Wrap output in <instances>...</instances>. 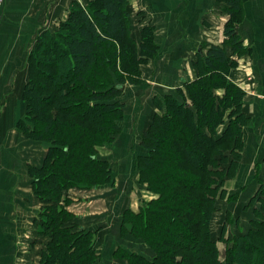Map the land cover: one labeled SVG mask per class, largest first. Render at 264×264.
I'll return each instance as SVG.
<instances>
[{"label": "trees", "instance_id": "trees-1", "mask_svg": "<svg viewBox=\"0 0 264 264\" xmlns=\"http://www.w3.org/2000/svg\"><path fill=\"white\" fill-rule=\"evenodd\" d=\"M128 1L92 0L90 7L73 1L60 30L43 32L30 56V79L23 98L28 101L27 117L33 124H27L26 119L22 124L34 127V134L49 143L43 165L33 167L32 174L37 195L48 203L41 210L40 230L51 233L55 229L40 264H95L98 259L92 230L79 226L74 216V222H69L78 225L74 236L67 231L70 226L66 221L61 226L55 223L63 213L59 200L66 188H97L113 179L112 164L98 156L97 147L115 141L121 131L119 121L125 105L119 98L121 86L127 81L134 85L143 81L137 67L139 48L129 31ZM229 3L236 8L230 9L231 13L239 11L238 0ZM224 34L233 53L247 52L233 23L226 25ZM42 46L47 60L36 54ZM56 47L62 53V64L47 56ZM230 57L224 46L211 45L205 54L207 71L190 82L189 96L168 99L165 112H156L144 131L143 153L137 161L140 180L160 197L131 214L129 220L133 232L152 247L154 255L149 258L121 247L129 257L128 264H222L210 223L216 191L224 181L221 162L227 159L226 152L232 145L233 151L242 147L234 135L239 134L243 142L246 125L239 123L238 131L233 123L227 127H233L231 131L226 129L217 135L224 113L236 112L238 116H233L232 122H239L241 114L233 105L245 104V92L232 82H228V95L214 97V88L224 87ZM49 64L56 65L58 72H44L42 65ZM214 69L219 72L214 74ZM127 71L129 76L124 74ZM39 75L44 79L39 81ZM47 88L54 91L50 97L39 92ZM187 97L191 103L185 101ZM48 104L56 108L55 114L46 108ZM33 113L41 114L36 118ZM167 134L171 135L164 146ZM163 158L171 162L160 172L157 165ZM250 244L245 237L233 249L238 263L243 258L244 262L249 260L246 252L252 250ZM257 251V264H264V250Z\"/></svg>", "mask_w": 264, "mask_h": 264}, {"label": "rangeland", "instance_id": "rangeland-1", "mask_svg": "<svg viewBox=\"0 0 264 264\" xmlns=\"http://www.w3.org/2000/svg\"><path fill=\"white\" fill-rule=\"evenodd\" d=\"M73 1L75 0L69 2L67 8L68 11L73 4ZM77 1L88 7H90L92 4V0ZM246 1L248 0H238V5L240 7L238 6L239 11H236L235 13H231L229 11L230 9H236L229 3V0L128 1L129 31L139 48L138 61L140 63L137 65V67L139 68L138 75L142 77L143 81L138 85L131 84V82L127 81L124 88H122L123 93L119 98L125 103L124 117L119 121L121 131L119 134H117L116 140L118 137H120L121 132L126 129L125 127L127 126V130L129 129L128 131H131L132 138L138 140L139 147H137V150H134L132 153L129 152L133 161L127 160L126 158L123 159L124 164L130 163L129 169H131L132 172L130 171L131 173L129 175L116 177L115 169L112 167L113 179L108 184V186H115L116 190L118 189L121 195H125L124 192H126L127 195L129 194L130 196L128 195L129 199L126 198V201L123 202L124 213L120 218L122 220L120 223V234L111 236L112 240L118 239L119 243L122 244L118 246L117 249L116 247L114 248V252L112 254L113 259L110 262H106L105 264L129 263V257L126 256L125 250L121 249V247L127 249L129 252L143 253L149 258L154 255V250L152 247L143 238L139 237L138 235L136 236V234L133 232V223L131 220H129V216L136 212L126 208V206H128V202H130L132 199L136 204L141 206V211L142 207H145L148 202L160 197L158 193L148 189V184L146 182H142L140 180V163L137 161L143 153L141 140L144 136V131L148 126L145 127V129L141 132H136L137 136H135V133L133 135L131 128L132 124L135 123V120H126L127 114H135V112L138 111L137 108L149 110L148 107L144 108L146 107L147 101H149V103H151L154 107L156 106L155 113H163L167 108L168 99L173 97L183 98L182 95L189 96L188 90L190 89V82L196 81V78L198 77L202 78V74L207 71L205 68V54L207 53L208 48H210L213 44H220L224 46L230 51L231 54V57L227 63V76L223 81L224 87L218 88L216 90L214 88V97L216 98L215 94L224 96V94L227 93L228 95L229 88L231 86V84L228 82H232L234 86L239 87L245 92L244 99L248 94L246 92L247 88H249V90L252 89L251 92H254L255 90L252 87L253 73L251 61L249 57H246L247 55H250L253 50L251 46L252 34L249 36L248 30L243 32V34L240 31V25H245V27H247L245 8L249 7L250 4L247 3L246 5ZM66 19L56 20L52 27L47 28L41 33H37L35 35L33 44L29 46L24 54L26 64L24 68L20 69V73H24L23 76H25V80L23 81L22 85V98L19 102H17L19 112L16 118V127L21 135L26 139L30 138L32 139V142L37 141L39 144H43V142H45L47 144V147L43 152L44 155L42 162H44L46 158L49 143L41 139L37 134H34V127L22 124V119H26L27 124H33V122L29 121L27 117L29 104L28 101L26 102L23 98V91L30 79L29 68L30 62L32 60L30 56L38 45L39 37L42 36V33L45 31H59L61 22ZM228 23L234 24L235 30L240 36L243 46L247 50L246 53L241 54L240 51L238 52L240 55L238 53H233L231 46L226 44L227 37L224 34V29ZM195 40L201 41L196 48L194 47L195 42H193ZM143 46H146V49H144ZM58 47H60V45H58ZM58 47H56V49H52V52L48 53L47 56L52 58V60H56L57 64H62V62H60L62 60V53H58V49H60ZM36 52L37 56L41 60H47V58L44 57L46 52L43 49V46L40 48V50H36ZM55 66L56 65L52 66V64L42 65V69L46 73L58 72ZM5 68H7V66H0V73ZM215 72H219V70L214 69L213 73L215 74ZM128 73V71L124 72L126 76H129ZM190 74L195 77L191 79ZM39 77V81L44 79L40 75ZM180 77H184L186 80H180ZM1 84L2 81L0 80V86ZM51 86L52 85L50 84L48 87ZM243 87L247 88L244 89ZM39 92L44 97H50V94L54 91L51 88H47L39 90ZM143 94L147 96L145 97ZM145 98H147V100H145ZM185 101L191 103V98L187 97ZM5 104H3V106ZM250 104L251 103L249 100L246 105L245 99V104L243 106H239V104H237V106L233 105L235 109L237 108V112L241 114L239 122L238 120H233L234 122H232L233 116H238L235 114L236 112L234 114L229 113L228 111L225 112L224 123L218 127L217 135L221 136L227 127L233 126V123L237 124V127L235 128H237L238 131L239 123H245L248 125L250 122ZM194 107L195 106H193V108ZM46 108L50 113H56V108L54 106L48 104ZM3 113L4 108H2L1 105L0 119ZM40 114L41 113H39V115ZM34 115L36 118L39 117L38 114ZM232 128L233 127L228 128V132L231 131ZM170 135L171 134H167L164 137V140H166L164 146L169 141V137L167 136ZM234 136L237 137L238 144L243 143L241 137L240 139L238 137L239 134ZM233 144H235V141ZM102 146L103 145H99L97 147V153L99 157V152H101ZM237 147L238 146L235 148ZM231 148H234L233 145L226 152L227 159L221 162V166L225 168L224 173L222 174L224 176V181L222 183L220 182V187L216 191V208L212 214L210 223L211 237L218 247V258L222 264H257V258L259 255L257 250H264L262 245V242H264V169L259 170L261 169V165L263 163H256L255 173H253L254 177H250L249 182L254 181L256 184L251 185L252 187L248 189H243L242 187L236 189L235 186H232V183L238 174L237 168L239 167V162L242 158V155L244 154V145H242V147L240 145V147L235 149V151H233ZM170 162L171 161L168 160V158H163V160L159 159V166L156 163L157 169L162 172L163 169H166L170 165ZM32 169L33 167L30 169L31 172ZM33 181V184L35 185V178ZM94 189L95 188L80 187L66 188L62 193L61 199L59 200V208H61L63 213L57 216L56 220L58 221H56L55 224L61 226L65 221L72 222L74 220L75 222L79 223L84 222L85 220L82 221L78 215L72 213L71 209L76 208V211H90V209H93L98 205L100 207L101 203H94V205H92V207L89 209L87 207L77 205V203L82 205L83 196H91ZM54 213H56L55 210L53 211V214ZM77 226L78 225H72L67 229L71 236L78 234L76 230ZM115 230L116 229H114V231ZM54 232L55 229H51V233L49 232L50 234L46 236V241L44 244L45 247L49 242H51V236H55ZM245 237H247V240L251 243L250 245L252 246V250L246 252L249 258L248 261L246 260V262H244L243 258L238 263L235 260V250L233 249ZM100 238H102V236H95V247L99 253L98 259H100L101 256V251L97 247L98 239L100 240ZM124 238L126 239L123 240ZM211 247L212 246H210V250ZM207 252H209V249H207ZM262 255L264 256V253ZM262 255L260 257L261 259ZM98 259L94 263H97ZM102 264L104 263L102 262Z\"/></svg>", "mask_w": 264, "mask_h": 264}, {"label": "crops", "instance_id": "crops-1", "mask_svg": "<svg viewBox=\"0 0 264 264\" xmlns=\"http://www.w3.org/2000/svg\"><path fill=\"white\" fill-rule=\"evenodd\" d=\"M71 1L4 0L0 6V66H7L0 73V106L4 108L0 119V264H40L46 236L50 234L40 230L41 210H44L48 203L37 195L33 184L34 177L30 171L31 167L43 164V152L47 144L32 142V139H26L18 131L17 102L22 98L25 76L20 73V69L26 64V50L33 44L37 33L52 27L56 20L68 17L67 8ZM247 3L250 4L245 8L247 27L240 25V31L243 34L248 30L249 36L252 34L253 50L246 57L251 61L252 87L255 91L251 92L252 89L243 87L248 93L245 98L246 105L250 100L251 108L250 122L245 126L242 136L244 154L237 168L238 174L232 183L236 189H248L256 184L249 181L250 177H254L257 162L263 163L259 170L264 169V0H248L246 5ZM193 42L196 48L201 41ZM190 77L192 79L195 76L190 74ZM179 79L186 80L184 77ZM147 107L149 110L137 108L135 114L128 113L126 116V120H135L131 128L135 136L136 132L144 130L154 117L156 106L147 101L144 108ZM125 128L116 141L103 145L99 152L100 157L110 161L116 177H123L132 172L129 169L130 163L124 164L123 159L133 161L129 152L132 153L139 147L138 140L132 138L127 126ZM124 193L125 195H121L115 186L102 185L95 188L91 196H83L82 205L77 203L88 209L94 203H101L100 207L98 205L90 211L71 209L82 221L85 220L82 223L77 222L79 226L92 230L95 236H102L97 244L101 256L95 264L110 262L114 248L117 249L122 244L118 239L112 240L111 236L120 234L123 202L130 196ZM127 205L126 208L131 211H140L141 206L132 199ZM65 224L71 226L74 223L66 221Z\"/></svg>", "mask_w": 264, "mask_h": 264}, {"label": "built area", "instance_id": "built-area-1", "mask_svg": "<svg viewBox=\"0 0 264 264\" xmlns=\"http://www.w3.org/2000/svg\"><path fill=\"white\" fill-rule=\"evenodd\" d=\"M4 0H0V6L3 4Z\"/></svg>", "mask_w": 264, "mask_h": 264}, {"label": "water", "instance_id": "water-1", "mask_svg": "<svg viewBox=\"0 0 264 264\" xmlns=\"http://www.w3.org/2000/svg\"><path fill=\"white\" fill-rule=\"evenodd\" d=\"M125 85H122L121 88H124Z\"/></svg>", "mask_w": 264, "mask_h": 264}]
</instances>
